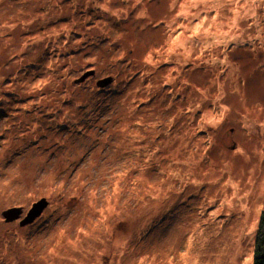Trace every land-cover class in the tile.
Listing matches in <instances>:
<instances>
[{
  "label": "rangeland",
  "instance_id": "rangeland-1",
  "mask_svg": "<svg viewBox=\"0 0 264 264\" xmlns=\"http://www.w3.org/2000/svg\"><path fill=\"white\" fill-rule=\"evenodd\" d=\"M263 212L264 0H0V264H254Z\"/></svg>",
  "mask_w": 264,
  "mask_h": 264
},
{
  "label": "water",
  "instance_id": "water-1",
  "mask_svg": "<svg viewBox=\"0 0 264 264\" xmlns=\"http://www.w3.org/2000/svg\"><path fill=\"white\" fill-rule=\"evenodd\" d=\"M94 72H87L84 76H82L77 82L82 83L84 82L89 76L93 75ZM113 81V77H107L105 79L99 80L97 85L100 88H105L106 86L110 85ZM49 202L43 198L41 201L35 203L33 208L30 210L28 218L25 219L21 224L26 225L28 223H32L37 217H39L44 209L48 206ZM21 213V209H11L7 212H4V216L8 218V220H14L18 218V214Z\"/></svg>",
  "mask_w": 264,
  "mask_h": 264
},
{
  "label": "trees",
  "instance_id": "trees-1",
  "mask_svg": "<svg viewBox=\"0 0 264 264\" xmlns=\"http://www.w3.org/2000/svg\"><path fill=\"white\" fill-rule=\"evenodd\" d=\"M254 255V264H264V212L259 223Z\"/></svg>",
  "mask_w": 264,
  "mask_h": 264
}]
</instances>
